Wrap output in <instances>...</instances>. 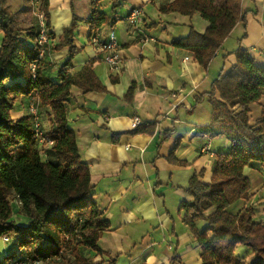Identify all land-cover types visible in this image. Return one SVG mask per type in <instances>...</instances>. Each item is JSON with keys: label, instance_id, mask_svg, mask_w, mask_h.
<instances>
[{"label": "trees", "instance_id": "obj_1", "mask_svg": "<svg viewBox=\"0 0 264 264\" xmlns=\"http://www.w3.org/2000/svg\"><path fill=\"white\" fill-rule=\"evenodd\" d=\"M26 1L31 5L33 0ZM103 1L90 0L88 16L80 19L73 14L70 25L62 30L53 50L65 51L68 56L54 77L44 57L39 58L37 31L17 26L6 0H0V32L7 33L0 47V237L8 238V243L15 247L0 258V264H115L109 253L98 246L110 224L102 219L94 200L89 166L81 159L66 110L74 91L108 94L94 70L96 59L71 72L73 59L81 51L75 43L79 23L86 25L88 40L92 42L104 27L121 21L114 11L124 0H108L110 13L101 10ZM242 1L173 0L160 6L161 14L185 17L199 14L208 22L202 34L191 28L186 37L173 41L171 46L189 52L206 70L238 23L244 27L241 39L246 37L248 12L242 10ZM38 2V11L49 30V1ZM29 9L28 6L24 10ZM52 35L49 33L51 38ZM232 54L239 69L252 79L250 87L264 93V70L257 69L253 59L240 48ZM117 82V78H111L112 84ZM145 86L151 87L147 81ZM135 88L132 84L124 102L131 103ZM206 96L212 108L211 121L208 126L197 128L196 133L212 139L223 138L228 146L215 153L208 184L200 181L202 171L189 180L186 193L192 199L180 205L182 223L201 250V264H264V224L254 221L251 206L236 215L228 211L236 202H248L251 198L252 184L245 169L251 168L253 172L264 169V132L258 127L264 121V103L255 104L260 114L252 119L251 102L218 101L213 87ZM29 97L35 98L32 101L37 104L41 118V109L47 110L50 129L43 131L45 143L41 146L29 116L17 121L11 117L15 103ZM204 97L196 98V102L200 103ZM154 132L155 124L150 123L126 135L152 136ZM122 135L113 134L112 143H117ZM170 135L164 133L163 140ZM177 146L178 143L167 161L185 166V162L175 157ZM15 200L20 209L16 213L30 220L26 226L13 220L11 203ZM197 222H202V228L197 227ZM237 247H243L250 258L238 255ZM82 251L90 256H83ZM175 262H179L177 258L171 260Z\"/></svg>", "mask_w": 264, "mask_h": 264}, {"label": "crops", "instance_id": "obj_2", "mask_svg": "<svg viewBox=\"0 0 264 264\" xmlns=\"http://www.w3.org/2000/svg\"><path fill=\"white\" fill-rule=\"evenodd\" d=\"M48 1L53 44L46 48L44 62L56 77L68 56L65 51L53 50L58 37L70 25L73 14L80 19L88 16L90 0ZM172 1L124 0L114 11L121 21L104 27L101 34H115L122 70L110 72L97 59L94 70L108 94L74 91L66 103L68 125L75 133L81 159L89 166L94 200L102 219L110 224L98 246L109 253L115 264H201V250L182 223L179 208L192 199L186 193L189 180L202 171L200 181L208 184L215 153L228 146L223 138L196 133L197 128L208 126L211 121L212 108L206 95L213 87L216 100H238V96L229 95L236 75H243L232 54L237 48L253 59L257 69L264 70V0H248L247 9L243 7L245 0L242 1V10L248 12L246 37L241 39L244 27L238 23L206 70L189 52L174 48L171 43L186 37L191 28L202 34L208 22L199 14L185 17L159 13L160 6ZM100 5L101 10L110 13L108 0ZM134 9L139 10L140 17L137 24L130 25L128 17ZM88 34L86 25L79 23L75 43L81 51L73 59L71 72L95 59L96 47L89 42ZM0 35L3 43L6 35ZM111 78L118 82L112 84ZM132 84L136 85L133 99L126 103L123 97ZM201 96L205 97L197 103L196 98ZM33 99L22 98L15 103L11 112L14 121L29 116L28 102ZM41 110L42 129L46 133L50 123L47 110ZM133 118L139 119V126L154 123V134L126 135L135 130L131 127ZM258 127L264 132V121ZM166 132L171 135L164 141ZM113 134H123L115 144L111 141ZM176 143L175 157L185 166L167 161ZM244 173L251 180V198L248 202H236L228 211L236 215L251 206L254 221L264 224V169L253 172L246 168ZM13 220L22 226L30 222L20 214L13 215ZM196 225L203 226L202 222ZM8 244L0 240V258L15 249L8 248ZM236 253L246 260L250 258L243 247H237ZM173 258L180 263H171Z\"/></svg>", "mask_w": 264, "mask_h": 264}, {"label": "built area", "instance_id": "obj_3", "mask_svg": "<svg viewBox=\"0 0 264 264\" xmlns=\"http://www.w3.org/2000/svg\"><path fill=\"white\" fill-rule=\"evenodd\" d=\"M37 16L39 19V32L37 44L40 46L39 58L44 57L45 50L47 47L53 44V39L49 36V30L47 29L45 18L42 13L37 12ZM140 17L139 10L134 9L131 11L128 22L130 25H135L138 23V19ZM92 45L96 47L95 59H101V61L108 67L110 72L119 73L122 70V59L119 51V44L113 32H108L105 35H101L100 33L92 39ZM101 54V57L100 55ZM185 60H188L185 58ZM32 71L34 72V66L32 67ZM28 113L29 117L36 135V140L41 146L45 143L44 133L41 124V116L39 114L37 104L30 100L28 102ZM140 124L139 119L133 118L131 120V127L136 129ZM51 145V143H49ZM18 205V204H17ZM19 205L18 210L19 211ZM3 242L8 243V238L3 237Z\"/></svg>", "mask_w": 264, "mask_h": 264}, {"label": "rangeland", "instance_id": "obj_4", "mask_svg": "<svg viewBox=\"0 0 264 264\" xmlns=\"http://www.w3.org/2000/svg\"><path fill=\"white\" fill-rule=\"evenodd\" d=\"M244 2L245 3L243 7L244 9H247L249 7L248 0H245ZM6 3L8 4L10 11L14 13L16 17L17 26L25 30L33 28L35 31H37V33L39 32V19L37 16L38 7H39L38 0H33L31 5H29V3L26 0H6ZM28 6L30 7L29 11L24 10ZM102 32L103 31L101 30L99 33L102 34ZM2 41H3V36L0 35V43H2ZM235 80H236V84H234V88L230 91L231 94L229 95L231 97L233 95L238 96V100L240 101L251 102V107L253 110L252 111L253 113L251 116H252V119H254L255 116H258V114H260V111L257 109L255 104H258L257 102L264 103V97H263L264 93H262L261 91L257 89H252V87H250V82L252 81V79L244 74L242 75V73H239L238 75H236ZM13 202H16V208H13ZM13 202L11 203L12 210H14L13 215H17L16 210H18V205H17L18 202L16 200ZM2 238L3 237H0L2 244L4 245L8 244L7 242L6 243L3 242ZM12 244H8L7 245L8 248L13 246ZM82 255L90 256L87 251H82Z\"/></svg>", "mask_w": 264, "mask_h": 264}, {"label": "bare ground", "instance_id": "obj_5", "mask_svg": "<svg viewBox=\"0 0 264 264\" xmlns=\"http://www.w3.org/2000/svg\"><path fill=\"white\" fill-rule=\"evenodd\" d=\"M13 208H16V202H13Z\"/></svg>", "mask_w": 264, "mask_h": 264}]
</instances>
